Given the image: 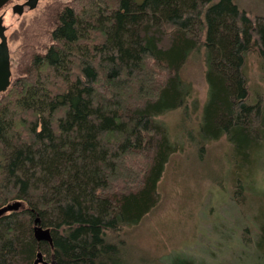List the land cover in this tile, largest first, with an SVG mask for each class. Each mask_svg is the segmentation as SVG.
<instances>
[{
    "label": "trees",
    "instance_id": "16d2710c",
    "mask_svg": "<svg viewBox=\"0 0 264 264\" xmlns=\"http://www.w3.org/2000/svg\"><path fill=\"white\" fill-rule=\"evenodd\" d=\"M58 20L0 98V208L20 202L0 214V264L39 251L50 264H127L118 233L158 203L177 146L157 116L186 104L191 54L206 64L202 138L226 135L244 165L260 147L244 65L253 51L264 67V14L234 0H76Z\"/></svg>",
    "mask_w": 264,
    "mask_h": 264
},
{
    "label": "rangeland",
    "instance_id": "374dc122",
    "mask_svg": "<svg viewBox=\"0 0 264 264\" xmlns=\"http://www.w3.org/2000/svg\"><path fill=\"white\" fill-rule=\"evenodd\" d=\"M234 1L252 15L264 14V0ZM71 3L48 0L23 15L6 8L13 84L3 96L51 45L57 14ZM244 70L248 100L264 113V67L256 52L248 51ZM180 74L189 90L186 104L157 116L177 149L159 181L156 206L118 233L127 264H170L177 256L194 264H264V132L246 165L226 135L204 140L200 123L209 87L203 49L188 57Z\"/></svg>",
    "mask_w": 264,
    "mask_h": 264
},
{
    "label": "flooded vegetation",
    "instance_id": "af4514ba",
    "mask_svg": "<svg viewBox=\"0 0 264 264\" xmlns=\"http://www.w3.org/2000/svg\"><path fill=\"white\" fill-rule=\"evenodd\" d=\"M46 1L48 0H8L5 4L0 7V80H2L3 77L9 75L7 79L8 86L5 90H0V98L3 97L2 94H5L13 84L11 51L9 47V37L6 33L8 27L5 24V19L8 13L6 8L11 6L15 14L23 15L27 12L34 11L40 6L41 2L44 3ZM74 1L76 0H72L71 4H68L59 10L55 27L58 24V18L61 16V13L66 10V8L73 6Z\"/></svg>",
    "mask_w": 264,
    "mask_h": 264
},
{
    "label": "water",
    "instance_id": "95a60500",
    "mask_svg": "<svg viewBox=\"0 0 264 264\" xmlns=\"http://www.w3.org/2000/svg\"><path fill=\"white\" fill-rule=\"evenodd\" d=\"M8 0H0V7L5 4ZM8 77L9 75L5 76L0 80V90H5L8 86ZM20 205V202L9 203L4 207L0 208V214L8 212L13 209H17ZM36 230L39 231L41 234L39 238L47 239L51 242V236L49 235V229L42 230L40 227H36ZM33 264H50L46 259H44L43 253L41 251L38 252V255Z\"/></svg>",
    "mask_w": 264,
    "mask_h": 264
}]
</instances>
